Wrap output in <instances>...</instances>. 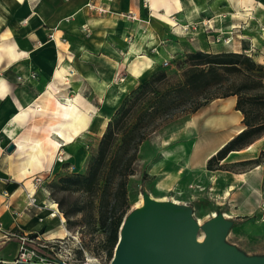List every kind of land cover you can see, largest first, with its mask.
I'll list each match as a JSON object with an SVG mask.
<instances>
[{"label":"crops","instance_id":"crops-1","mask_svg":"<svg viewBox=\"0 0 264 264\" xmlns=\"http://www.w3.org/2000/svg\"><path fill=\"white\" fill-rule=\"evenodd\" d=\"M88 2L104 4L111 12L94 14L86 8ZM223 5L233 18L235 9L228 0H179V6L175 0H0V224L5 232L0 231V264L18 263L19 236L37 234L38 240L49 239L64 227L59 216H51L49 192L43 183L48 177L43 176L37 186L34 179L44 166L57 164L59 158L82 160L83 132L90 125L94 102L122 69L127 70L123 81L137 84L158 63V55L168 52L162 62L173 58L175 36L165 30L172 27L164 17L178 25L217 14L226 9ZM140 25L144 26L145 39L135 47L141 45V54L151 56V67L136 77L130 70L133 56L127 62L125 59ZM69 99L87 117L72 136L70 123L53 116L69 104ZM226 100L235 106L234 97ZM55 121L57 126H52ZM50 128L60 132L54 136L58 146L49 144L52 150L46 151ZM259 139L214 164L221 169L206 168L207 160L220 147L203 157L208 172H227L240 189L247 185L253 190L246 195L230 184L232 190L222 198L235 199L238 209L254 203L253 193L264 189L257 178L252 184L248 182L264 164ZM10 143L15 148L7 152ZM250 146L254 149L248 150ZM261 176L264 181V170ZM29 192L35 195V205H26ZM262 200L264 196L256 200L260 221H264L259 211ZM41 228L46 231L40 233Z\"/></svg>","mask_w":264,"mask_h":264},{"label":"rangeland","instance_id":"rangeland-1","mask_svg":"<svg viewBox=\"0 0 264 264\" xmlns=\"http://www.w3.org/2000/svg\"><path fill=\"white\" fill-rule=\"evenodd\" d=\"M232 6L235 9L233 14L235 19L230 15L231 10L223 5L226 9L217 13L218 15L198 18L197 21H185L165 29L170 33L173 31L175 36L176 47L172 53L173 58L167 66H163L161 62L167 57L168 52H163L161 57L158 55V63L153 64L149 73L144 75L137 84L125 83L122 74L125 75L127 70L122 69L114 82L103 90L101 99L96 98L94 102L95 111L91 115L90 125L83 132L84 143L80 147L83 152L82 160L79 162L58 160L57 164L44 166L42 172L37 175L42 177L41 181L44 179L43 176L48 177L43 182L45 187L47 188V185L60 175L84 172L88 158L96 153L107 122L120 107L125 95L154 71L165 70L168 74L177 73L175 62L188 52L200 50V48L210 52L243 51L246 48L247 50L244 51L246 54L257 62L264 63V0H250L243 6L232 2ZM246 13L249 14L245 15ZM262 13L263 16H261ZM140 26L143 27V31L144 26ZM184 26H188V29H184ZM130 38H133V35ZM143 55L151 58L149 54L143 53ZM135 58L136 56H133L130 60ZM228 101L215 99L194 114L184 116L175 109L171 111V122L165 121L168 118L167 114H161L142 125L140 132L144 139L132 163L133 174L127 179V204L129 211L140 206L141 202L137 203L142 200V191H146L156 200H170L178 204L190 205L192 215L199 225L209 219L217 209H221L226 217L235 222L228 231L227 241L236 244L249 254H262L264 253V221L259 219L256 200L264 196V189H259L258 194L253 193L255 194L254 203L250 202L238 209L235 199L222 198L226 188L234 184L237 191H242L246 195L253 190H249L247 185L240 189L227 172H208L203 163L204 156L217 149L227 137L235 136V129L242 127V115ZM224 105H228V110H224ZM55 113L56 111L53 116L56 119L60 112ZM70 125L72 131L70 136L81 128L77 129L74 123ZM48 141L47 138L46 151L52 150ZM257 144L264 149V136L258 140ZM128 152H131L130 148ZM261 162L264 163V155ZM47 169L49 171H46ZM263 170L264 164L248 182L252 184V179L257 178V183L261 182L263 187L264 181L262 176L260 177ZM117 177L115 174L110 191L114 189ZM47 190L49 192L48 188ZM57 196L60 197L61 193H57ZM49 201L56 204V200L50 195ZM236 213L240 215L235 216ZM78 218L79 216L74 217L72 222H76ZM62 224L66 231L61 232L62 236L53 237H63L62 243L55 241L51 245L57 254L55 256L57 259L65 260L67 264H109L108 253L103 243L107 235L106 229L96 225L95 231L90 233L77 224L68 225L65 222ZM75 235H78L80 245H77L72 238ZM200 237H203L201 230L198 232V238L201 239ZM43 243V240L34 239V244Z\"/></svg>","mask_w":264,"mask_h":264},{"label":"trees","instance_id":"trees-1","mask_svg":"<svg viewBox=\"0 0 264 264\" xmlns=\"http://www.w3.org/2000/svg\"><path fill=\"white\" fill-rule=\"evenodd\" d=\"M245 50H195L175 62L177 73L168 74L165 70L151 73L125 95L110 117L84 172L67 173L48 182L49 195L56 200L65 223L77 224L90 233L95 231L96 225L106 229L103 243L109 261L119 228L129 211L127 179L133 174L132 163L144 139L140 129L146 121L167 114L165 121L171 122V111L175 109L181 116L194 114L215 99L234 97V109L242 115L244 129L207 160L208 170L221 169L213 164L264 136V63L254 60ZM115 174L118 180L110 191ZM77 216L78 220L72 222ZM45 231L46 228L40 229V233ZM36 236L31 234L30 238ZM28 246L41 256L52 255L38 244Z\"/></svg>","mask_w":264,"mask_h":264},{"label":"water","instance_id":"water-1","mask_svg":"<svg viewBox=\"0 0 264 264\" xmlns=\"http://www.w3.org/2000/svg\"><path fill=\"white\" fill-rule=\"evenodd\" d=\"M14 148L10 143L6 151ZM141 194L140 206L121 223L109 264H264V253L249 254L227 241L235 222L221 209L199 225L190 205Z\"/></svg>","mask_w":264,"mask_h":264},{"label":"bare ground","instance_id":"bare-ground-1","mask_svg":"<svg viewBox=\"0 0 264 264\" xmlns=\"http://www.w3.org/2000/svg\"><path fill=\"white\" fill-rule=\"evenodd\" d=\"M167 0H162V3H166ZM231 1L233 3H237L238 6H243L245 4V2H250V0H228ZM175 2L177 3V5L179 6V0H175ZM246 7H248V5L246 4ZM228 8V7H227ZM249 13H246L245 15H248ZM261 16H263V13L261 14ZM165 19V23L170 26L173 27L176 25L175 21L172 20L171 18L168 17H164ZM160 20V19H159ZM143 27L140 26L137 28L136 34H135V38L133 40V44L131 49L129 50L127 57L125 59V61L127 62L129 60V58L131 56H136V58L131 62V66H130V70L132 72V74L136 77H140L143 72L147 69H149L151 67L150 63H151V59L148 58L147 56L141 54L140 49H141V45H139L138 47H135L136 43L141 44V42L145 39V34L142 31ZM150 37V36H149ZM149 40V39H148ZM153 42V41H152ZM115 68V67H114ZM112 70V69H111ZM62 72V71H61ZM60 74V73H59ZM111 76V75H110ZM111 80V79H110ZM77 86H75L76 88ZM229 102V101H228ZM68 105H66V107L62 110V111H58L60 112L58 114V117L56 119H63L66 122L70 123H74L77 126V129H79L80 127H82V125L85 123L86 117L85 115H83L82 112H80L77 108L78 106L73 103L71 101V99L68 100ZM228 105H224V110H228L227 108ZM56 112V113H58ZM55 113V114H56ZM58 121H55L54 123H52V126H57ZM244 129V127H239L237 129H235V134L237 135L238 133L242 132V130ZM52 131V132H51ZM49 137H48V143L53 146V147H57L58 146V141H56V139L54 137H52V135L54 136H59L60 132L56 129V128H50V132H49ZM232 138V137H231ZM252 145V144H251ZM223 146V144H221L219 147L221 148ZM219 148V149H220ZM218 149V150H219ZM254 147L250 146L248 148V150H253ZM215 150V153L218 151ZM239 154V153H238ZM232 186L230 185V187H228L225 191L226 195H229V191L232 190ZM231 193V192H230ZM226 197V196H225ZM140 202H142V200H139V202L137 204H139ZM50 209L53 210H58V207H56L55 203H51V205L49 206ZM59 211V210H58ZM60 213V212H59ZM61 214V213H60ZM62 220H64L63 215L61 214ZM198 223V222H197ZM65 228L61 227V230L57 233L58 236H62L61 232H65ZM46 236V235H45ZM201 238V237H200Z\"/></svg>","mask_w":264,"mask_h":264},{"label":"built area","instance_id":"built-area-1","mask_svg":"<svg viewBox=\"0 0 264 264\" xmlns=\"http://www.w3.org/2000/svg\"><path fill=\"white\" fill-rule=\"evenodd\" d=\"M86 8L89 11H91L97 15H106V14L111 12V10L108 6H106L104 4H96L94 2H88L86 4ZM129 15H131V17L134 18V16L132 14H129ZM84 29L86 31H88L85 27H84ZM184 29H188V26H184ZM169 62H170L169 60H164L162 62V65L167 66L169 64ZM60 159L61 158H59V160ZM34 180H35L36 186L41 183V178L39 176L35 177ZM35 203H36V198H35L34 193L33 194H31L30 192L27 193V204L26 205L32 206V205H35ZM56 207H57V204H56ZM259 211L261 214V218H264V200H262L260 205H259ZM51 216L52 217L59 216L61 219V223L65 222V220H62L61 214L59 213L58 210L52 209ZM0 231L5 233L1 227V224H0ZM77 236L75 235L72 238L74 239V241L77 245H80V240L78 239ZM34 239H37V237L32 238V239L28 235H22V236L18 237L19 254L17 256L16 262H35L36 261L39 263H47V264H61V262H63L64 264H67V262L65 260H60V259H57L55 257V256H57V254L53 251L52 246H51L52 243H54L55 241L62 243V240L64 239L63 237L62 238H49V239L43 238L44 243L39 245V246L42 248H48L49 250H51L52 255L50 257L41 256L35 250L31 249L28 246L29 243H34ZM59 258H61L60 254H59Z\"/></svg>","mask_w":264,"mask_h":264}]
</instances>
